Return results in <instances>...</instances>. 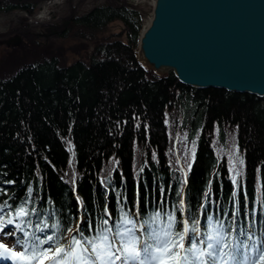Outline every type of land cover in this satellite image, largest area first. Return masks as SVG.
<instances>
[{
  "label": "trees",
  "instance_id": "trees-1",
  "mask_svg": "<svg viewBox=\"0 0 264 264\" xmlns=\"http://www.w3.org/2000/svg\"><path fill=\"white\" fill-rule=\"evenodd\" d=\"M46 1L0 0V13L30 16ZM85 1L65 0L67 42L40 43L46 25L21 16L22 42L0 43V204L35 207L40 220L60 224L46 234L66 243L78 226L94 234L88 223L105 208L113 220L121 209L154 214L163 189L164 210L183 201L178 221L194 217L203 229L207 215L227 224L237 213L235 226L264 242V97L156 74L136 59L141 8L102 0L80 12Z\"/></svg>",
  "mask_w": 264,
  "mask_h": 264
},
{
  "label": "snow or ice",
  "instance_id": "snow-or-ice-1",
  "mask_svg": "<svg viewBox=\"0 0 264 264\" xmlns=\"http://www.w3.org/2000/svg\"><path fill=\"white\" fill-rule=\"evenodd\" d=\"M191 155L195 160V149ZM191 167L189 163V171ZM232 171L231 181L235 186L240 175L235 162ZM163 195L161 189V210L143 218L138 211L133 216L121 209L119 218L113 220L112 213L105 208L104 218L88 223V232L94 234L85 235L78 226L76 234L66 243L57 240L55 234L45 232L49 228L59 231V222L50 225L47 220H40L37 209H29L26 202L12 208L4 201L0 204V233L14 237L15 246L22 250L0 241V261L11 264H249L248 254L258 252L251 264H264V242H257L250 230L235 226L237 213L232 214V222L227 224L218 216L207 215L202 229L194 217L178 221L176 212L183 215V201L178 208L173 206L171 212L164 210ZM4 208L10 209L6 215ZM33 215L37 216L35 223L31 219ZM6 225H12L14 231H8ZM67 231L71 233L72 229Z\"/></svg>",
  "mask_w": 264,
  "mask_h": 264
},
{
  "label": "water",
  "instance_id": "water-1",
  "mask_svg": "<svg viewBox=\"0 0 264 264\" xmlns=\"http://www.w3.org/2000/svg\"><path fill=\"white\" fill-rule=\"evenodd\" d=\"M135 54L184 85L264 97V0H151Z\"/></svg>",
  "mask_w": 264,
  "mask_h": 264
},
{
  "label": "rangeland",
  "instance_id": "rangeland-1",
  "mask_svg": "<svg viewBox=\"0 0 264 264\" xmlns=\"http://www.w3.org/2000/svg\"><path fill=\"white\" fill-rule=\"evenodd\" d=\"M129 1L130 3H133L134 5L141 8L143 12V25L146 24V22L148 21V13L151 10V0H129ZM101 3H102V0H86L80 12H85L89 10L91 7L95 5H99ZM66 14H67V8H66L65 0H47L46 2L40 4L36 8L34 13L30 16H28L25 12H21L19 10H14L10 13L1 12L0 13V32L10 31L11 29L13 30V28L17 26L21 16L28 17L29 22H31L32 24H35L33 27L36 28V25L38 23H44V22L50 21L53 15L59 18V20L61 19L63 20ZM118 25L119 23L115 22L111 24L110 28L113 31H118L120 30L119 28L120 25L119 26ZM52 39H56V38H52ZM1 40H3V38L0 39V43H3V41L1 42ZM66 40L64 41L63 39L60 41H63L64 43V42H67ZM70 40L72 39H69L68 41ZM73 43L75 42L71 41L69 42L68 45L73 44ZM63 55H64L63 56L64 64H69L73 60V57H72L73 53L65 52ZM78 56L80 57L81 55L78 54ZM6 229L8 231H14V227L12 225H6ZM0 241L8 244L9 247H16V250H21L18 246H15V239L12 236H6L3 234L0 236ZM258 255H259L258 252H253L252 254H250L249 264H251V260L257 258ZM8 263L11 264L10 261ZM0 264H5V261H0Z\"/></svg>",
  "mask_w": 264,
  "mask_h": 264
},
{
  "label": "flooded vegetation",
  "instance_id": "flooded-vegetation-1",
  "mask_svg": "<svg viewBox=\"0 0 264 264\" xmlns=\"http://www.w3.org/2000/svg\"><path fill=\"white\" fill-rule=\"evenodd\" d=\"M69 20L64 16V19L59 20V18L53 17L50 19L48 22H44L46 25L44 28L37 29V35L38 38L36 39L40 43H46V41L49 38H58L60 40L65 39L62 34L66 30L69 24ZM16 28V29H15ZM11 29L10 31L13 32L9 36H7L5 39L1 40L3 41L2 44H6V46H11V45H19L22 42V31L20 32L17 28V26Z\"/></svg>",
  "mask_w": 264,
  "mask_h": 264
},
{
  "label": "bare ground",
  "instance_id": "bare-ground-1",
  "mask_svg": "<svg viewBox=\"0 0 264 264\" xmlns=\"http://www.w3.org/2000/svg\"><path fill=\"white\" fill-rule=\"evenodd\" d=\"M8 262H9V261H5V264H9Z\"/></svg>",
  "mask_w": 264,
  "mask_h": 264
}]
</instances>
